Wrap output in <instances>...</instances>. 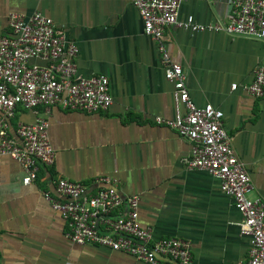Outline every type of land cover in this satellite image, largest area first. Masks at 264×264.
<instances>
[{
  "label": "crops",
  "instance_id": "crops-1",
  "mask_svg": "<svg viewBox=\"0 0 264 264\" xmlns=\"http://www.w3.org/2000/svg\"><path fill=\"white\" fill-rule=\"evenodd\" d=\"M230 1L184 0L179 15L227 22ZM14 11H40L63 27L79 46L78 74H106L113 102L99 112L44 105L18 109L15 123L47 118L56 156L37 181L25 184L21 164L0 155V264H150L123 251L72 241L67 222L45 197V192L55 194L58 176L93 190L96 177L107 174L118 180L123 195H139V222L152 227L155 239L191 242L192 264L246 260L251 238L241 231L234 198L207 170L186 165L192 141L156 121L176 116L173 84L136 6L129 0H0V34L11 33ZM165 38L171 57L183 66L195 104L211 103L224 112L233 147L253 181L250 196L264 199V95L255 97L244 88L264 65V40L175 25Z\"/></svg>",
  "mask_w": 264,
  "mask_h": 264
},
{
  "label": "built area",
  "instance_id": "built-area-1",
  "mask_svg": "<svg viewBox=\"0 0 264 264\" xmlns=\"http://www.w3.org/2000/svg\"><path fill=\"white\" fill-rule=\"evenodd\" d=\"M129 1L139 11L144 32L157 41L165 76L173 84L176 116L171 120L157 117L156 121L192 141L186 165L207 170L234 198L242 213L241 231L251 238L248 258L237 264H264V199L250 196L253 181L233 147L224 112L211 103L195 104L183 66L171 57L165 41L171 25L264 40V0H231L229 20L216 23L198 22L192 14L181 18L184 0ZM9 25L11 33L0 34V155L15 158L23 168V182L31 184L39 179L42 167L54 163L56 151L47 118L15 123L18 109L44 105L99 112L110 107L113 97L106 74H78L79 46L53 18L40 11L30 15L14 11ZM244 88L255 97L264 95V65L255 69L253 81ZM95 181L98 186L89 190L84 182L58 176L54 179L55 194L45 192L51 206L67 222L68 238L123 251L150 264H192L189 240L174 236L155 239L152 227L140 224L138 194L123 195L112 175H100Z\"/></svg>",
  "mask_w": 264,
  "mask_h": 264
}]
</instances>
